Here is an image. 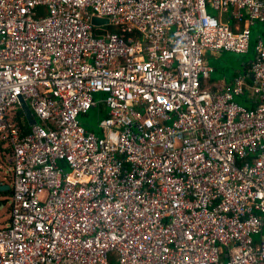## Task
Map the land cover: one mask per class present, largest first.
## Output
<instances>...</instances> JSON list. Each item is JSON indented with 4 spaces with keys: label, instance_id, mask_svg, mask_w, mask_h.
<instances>
[{
    "label": "built area",
    "instance_id": "obj_1",
    "mask_svg": "<svg viewBox=\"0 0 264 264\" xmlns=\"http://www.w3.org/2000/svg\"><path fill=\"white\" fill-rule=\"evenodd\" d=\"M255 22L264 0H0V264H264V34L223 89L206 57Z\"/></svg>",
    "mask_w": 264,
    "mask_h": 264
},
{
    "label": "rangeland",
    "instance_id": "obj_2",
    "mask_svg": "<svg viewBox=\"0 0 264 264\" xmlns=\"http://www.w3.org/2000/svg\"><path fill=\"white\" fill-rule=\"evenodd\" d=\"M221 13V11H217V13L215 12L214 14L219 15ZM223 15L227 16L226 13H223ZM228 21L231 24L232 20L230 19ZM261 29H264V22H255L251 25V45L248 52L237 53L233 51L222 50L216 54L210 52L207 53L206 57L208 62L213 66V68H215V71L212 73L213 81L218 82L224 81L226 79L231 81L236 77L238 72H245L246 67L249 66L250 61L255 56V37ZM112 30H115V28L112 27ZM97 98L98 100L102 99L104 98V95L98 94ZM237 101L243 102L241 99H238ZM100 110L101 106H99L98 109H92L87 117L81 116L80 120L81 124L86 126L87 129L94 131L99 137H104L105 133L101 132L103 131L102 125L104 123V114L101 113ZM8 160L9 156L4 149L0 148V164H3V166L0 168V180H3V184L5 185L4 189H7V187L11 188L13 183ZM3 190H0V201L3 203V207L0 209V229L9 223L11 216L10 205L12 199L10 194L1 193ZM113 262L116 263L117 260H114Z\"/></svg>",
    "mask_w": 264,
    "mask_h": 264
},
{
    "label": "crops",
    "instance_id": "obj_3",
    "mask_svg": "<svg viewBox=\"0 0 264 264\" xmlns=\"http://www.w3.org/2000/svg\"><path fill=\"white\" fill-rule=\"evenodd\" d=\"M211 12H213V13H217V11H215L213 8L211 9ZM222 14V13H221ZM227 15V14H226ZM222 17H223V19L222 20H224V21H228V20H230V19H228V17L227 16H224L223 14H222ZM232 21H231V25H233V27H235V24L237 23V21H235L234 19H231ZM244 21H242L241 22V24L243 23ZM264 34V29H261L260 31H259V33L256 35V37H255V39H256V42H257V40H258V38L260 37V36H262ZM214 71H215V68H214ZM239 73H241V72H238L237 73V75L239 74ZM236 75V76H237ZM233 82H234V79H232L231 81L229 80L228 81V79H226V80H224V81H218V82H215V81H213V78H212V76H211V79L209 80V87L210 88H212V89H223V88H225L226 86H228V85H232L233 84ZM102 132V131H101ZM0 148H3V145L1 144V146H0ZM5 151H8V150H6V149H4ZM7 153V155H9L8 154V152H6ZM10 160H8V164H9V170H10V172H11V164H10V162H9ZM3 166V164H0V168ZM2 182H3V180H1ZM4 187H5V185H3L2 187H0V190H3L4 189ZM2 188V189H1ZM8 190H11V188H8L7 187V189H4L3 191H1V193H4V194H8L7 192H8ZM1 203H0V209L3 207V203H2V201H0Z\"/></svg>",
    "mask_w": 264,
    "mask_h": 264
},
{
    "label": "water",
    "instance_id": "obj_4",
    "mask_svg": "<svg viewBox=\"0 0 264 264\" xmlns=\"http://www.w3.org/2000/svg\"><path fill=\"white\" fill-rule=\"evenodd\" d=\"M93 23L97 24V25H99V24H108L109 23V19L108 18H102V17H99V16H94L93 17ZM20 101L22 103L23 112L25 113L28 121L31 124L36 123V120L33 117V113L30 110V107L28 106L26 100L24 98H21Z\"/></svg>",
    "mask_w": 264,
    "mask_h": 264
},
{
    "label": "trees",
    "instance_id": "obj_5",
    "mask_svg": "<svg viewBox=\"0 0 264 264\" xmlns=\"http://www.w3.org/2000/svg\"><path fill=\"white\" fill-rule=\"evenodd\" d=\"M112 27L113 26H109L108 28H110V29H112ZM115 28V30H119L118 28H116V27H114ZM247 69H249V66L248 67H246V70L245 71H247ZM248 81L251 83L252 81H251V78H249L248 77ZM99 95H103L102 93H99ZM243 102H241L242 104H245L247 107H251V101H248L247 99H241ZM100 106V105H99ZM98 106V107H99ZM98 107H95V108H93V109H98ZM90 112V111H89ZM89 112H88V114H89ZM100 112L101 113H103L104 114V119H105V117L107 116V112H108V108L105 106V105H101V110H100ZM88 114H86L85 115V117H87L88 116ZM22 115V113H20L19 115H18V119L20 120V121H22L21 120V118H20V116ZM21 123H25V122H21ZM26 126H28V125H24V129H26L27 130V127ZM5 152H8V151H5ZM8 194H12V191L11 190H8V192H7ZM1 203V202H0Z\"/></svg>",
    "mask_w": 264,
    "mask_h": 264
},
{
    "label": "clouds",
    "instance_id": "obj_6",
    "mask_svg": "<svg viewBox=\"0 0 264 264\" xmlns=\"http://www.w3.org/2000/svg\"><path fill=\"white\" fill-rule=\"evenodd\" d=\"M28 106H29V105H28ZM100 106H101V105H100ZM29 107H30V106H29ZM30 110L32 111L31 107H30ZM91 110H92V109H91ZM91 110H90V111H91ZM20 113H22V115H21L22 117L20 116V118H21L22 121L19 120L20 123H21V122H25V123H21V124H22V125H25V124H26V125L29 126L28 123H30V122L28 121V119H27L25 113L23 112V109L21 110V112H19V114H20ZM32 113H33V111H32ZM107 113H108V112H107ZM24 117H25V118H24ZM33 117H34V119L36 120V123H37V118H36V115H35L34 113H33ZM22 118H24V120H23ZM27 121H28V122H27ZM30 124H31V123H30ZM34 124H35V123H34ZM28 126H26L27 129L29 128ZM23 127H24V126H23ZM85 127H86V126H85ZM88 130H89V129H88ZM90 131H92V130H90ZM93 132H94V131H93ZM102 133H104V132L102 131ZM2 149H4V148H2ZM0 181H1V180H0ZM1 182H2V181H1Z\"/></svg>",
    "mask_w": 264,
    "mask_h": 264
}]
</instances>
